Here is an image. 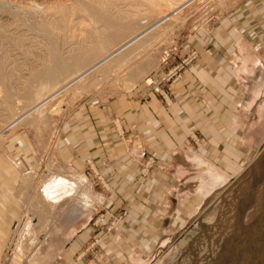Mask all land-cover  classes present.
I'll use <instances>...</instances> for the list:
<instances>
[{"label":"rangeland","instance_id":"1","mask_svg":"<svg viewBox=\"0 0 264 264\" xmlns=\"http://www.w3.org/2000/svg\"><path fill=\"white\" fill-rule=\"evenodd\" d=\"M40 1H34L32 5L30 0H0V24L4 21L3 25L8 29L16 27L18 35L0 40V67L3 66L0 74L3 73L4 76H0V101L5 103L4 95L10 96L8 101H11L8 105H12L11 109L14 110L13 115L11 113L10 117L5 116L1 110L4 104L0 102V114H2L0 115L2 121V124L0 121V264H64L67 253L84 239L81 234L88 229L91 232L92 230L99 232L101 228L110 231L114 223H121L127 216L126 210L120 205L111 210L112 205L103 203L102 197L108 190L104 181L106 171L93 168L87 163L85 167L79 169L72 162L58 159L57 154L64 155L65 149L76 147L79 143L75 138L77 136L73 134L78 135L82 128L78 117L86 113L85 111L89 112L85 107L86 104L94 108L96 103L111 102L121 94H135L144 98L146 93L151 92L150 86L146 84L149 83V79L159 81L173 66L192 53H196L198 57L199 54L212 51L213 44H207L205 41L215 34H231L233 31L231 14L237 10L236 3L239 0H180L186 2L185 6L180 7V12L172 19L163 22L160 28L157 27L152 30L153 32L147 33L140 40V47L126 58L127 62L121 68L106 73L107 77L94 73L90 74L91 76L87 75L81 82L60 90L43 107L15 125L11 124V116L24 114L36 102L42 100L46 93L49 94L63 87L68 77L76 74V70L72 69L71 73L69 71L63 73L64 75L55 73L51 82L43 83V85L47 84L46 87L44 85L45 88L43 85L42 88L39 87L41 85L39 82L32 83L30 89L34 93L37 92L38 95L35 94L37 99L34 97V102L26 104L23 96L26 94L25 90L28 88L26 82L30 76L38 68L40 69L42 63L53 61L54 52L66 59L69 54L72 55L74 48L84 46V38L86 39V35L93 28L91 19L81 13H68L64 25L55 20L58 13L53 3L61 2L69 6L73 0H44V3ZM161 6L159 11L154 9L153 13L147 9L140 12L144 8L139 11V14H143L138 18L141 21L147 20L140 30L149 28L160 22V19L161 21L167 19L176 12L166 9L162 4ZM32 8L34 11L30 10ZM225 17L230 18L227 20ZM48 22L55 26L51 27ZM252 27L256 28L257 35L264 32L262 21L259 23L253 21ZM192 47L194 49H189L182 58L178 59L182 49L186 51V48ZM215 49V52H220L229 50L230 47L217 44ZM51 50L54 52L50 54ZM261 77L260 74L259 79ZM259 88L254 89L263 95L264 89L260 91ZM160 99L165 103L169 100L164 101L161 97ZM263 102L264 97L255 104L252 113L248 115V120L257 117L256 108ZM1 117L7 120H2ZM242 119L247 120V117ZM112 127L116 136L122 139L125 132L117 123V119L112 122ZM254 135L257 134L253 133L251 139ZM256 142L260 143L259 140ZM121 143L126 150L129 149L126 139ZM263 145L264 141L253 150L259 151ZM262 153L252 161L251 156L242 166L237 165L236 170L228 177L229 179L227 178L229 181L220 182L219 186L225 185V189L222 187L220 192L212 197L213 199L210 198L202 205L197 214L181 230L155 237L149 243L152 250L149 253L146 251L142 253L146 257L150 256L149 260L153 259L150 264H255L260 257L261 264H264V154ZM136 160H138L136 179L144 180L154 169L155 154L141 151ZM238 161L242 163L244 156H239ZM245 165L247 166L243 169ZM82 198L90 209L88 220L84 224L77 222L69 238L51 239L49 235L51 227L66 208ZM35 216L40 220L37 226L32 225L35 223L33 221ZM190 233L193 235L187 240ZM99 237L101 236L85 238L73 254L70 252L73 255L71 260L75 262L80 259L83 254H87V249L89 255L91 252L94 253ZM165 241L167 244L162 247ZM249 242L255 243L256 252L248 250ZM218 243H221L220 246ZM73 261L69 264H74ZM121 263H124V259Z\"/></svg>","mask_w":264,"mask_h":264},{"label":"crops","instance_id":"2","mask_svg":"<svg viewBox=\"0 0 264 264\" xmlns=\"http://www.w3.org/2000/svg\"><path fill=\"white\" fill-rule=\"evenodd\" d=\"M236 4L231 34H215L206 40L213 44L212 51L199 54L180 78L163 85L169 97L166 103L151 91L144 98L121 94L94 108L86 104L89 112L84 108L86 113L78 117L82 128L78 135L73 134L79 143L57 157L79 169L86 163L104 169L108 190L103 203L112 205L111 210L120 205L127 216L110 231L88 229L81 234L84 239L70 252L85 238L97 235L101 237L96 251L89 255L87 249L75 262L69 252L64 264H150L153 259L142 254L152 250L149 243L163 233L181 230L224 187L220 182H228L236 166L246 163L253 149L263 143L262 132L249 138L251 130L243 127L242 118L248 120L264 97L260 95L247 107L253 88L264 89V32L257 35L256 28H251L253 21L264 23V0ZM217 44L230 49L215 52ZM189 49L194 48L182 49L178 59ZM242 61L256 62L243 66L249 74L241 68ZM114 119L124 129L122 139L113 130ZM125 139L128 150L121 143ZM141 151L155 154V166L146 179L137 180L136 158ZM239 156H244L242 163ZM204 176L216 181L209 196L198 192Z\"/></svg>","mask_w":264,"mask_h":264},{"label":"bare ground","instance_id":"3","mask_svg":"<svg viewBox=\"0 0 264 264\" xmlns=\"http://www.w3.org/2000/svg\"><path fill=\"white\" fill-rule=\"evenodd\" d=\"M37 0H30V4L33 5L32 2ZM40 1V0H38ZM29 2V1H28ZM40 2L44 3V0H41ZM35 3V2H34ZM66 3V2H65ZM39 4V3H38ZM161 4L166 8L170 10H176L173 15H171L167 19H163L160 22L155 23L149 28H144V30H140V28H143L142 25H145L147 22L146 21H141V19L138 18L139 11L140 12L144 11L147 9L148 11H153L154 9H159L160 7L162 8ZM186 5L185 1H180V0H73L69 6L65 5L61 2L53 3L54 9L57 11V19L56 21L60 22V24H65L66 19H68L67 14L70 12L75 13H81L87 15L93 24L92 30L86 35V39L84 38L85 45L84 46H79L76 49L72 51V55L69 54V57L62 58L56 54L54 51H50V54L54 52V61H50L49 63H42L40 66V69L36 72H34L30 78L28 79V82L26 87L27 90H25L26 94L23 96L24 98V103L30 104L33 101V98L35 97V94L31 89L30 85L32 83H37L39 82L40 86L42 88L43 83H47L48 81L51 82V80L55 77L54 74L58 72L59 73H68L70 70L75 69L76 74L70 75L67 79L68 81L65 83L64 86L61 87L58 90H55L51 93H46L45 97L40 100L39 102H36V104L24 112V114L20 116H11L12 122L11 124H18L22 120L26 119L27 116H31V114L43 107L56 93H58L60 90L69 87L70 85L74 83H79L81 82L87 75H90L92 73L97 74L98 76L100 75H105L106 73L110 72H115L117 69L121 68L124 64H126V58L138 47H140L141 44V39L150 31L153 32L155 28L159 27L163 22L168 21L173 18L174 15L180 12V7L183 5ZM49 5V4H48ZM184 5V6H185ZM188 5V4H187ZM16 6V5H15ZM30 6V5H29ZM52 6V5H51ZM145 6V7H144ZM32 7V6H31ZM141 7V8H140ZM34 8V7H33ZM30 9V10H33ZM51 8V7H50ZM37 9V8H35ZM42 9V8H41ZM34 11V10H33ZM159 11V10H158ZM169 11V10H168ZM152 12V13H153ZM165 12V11H164ZM163 12V13H164ZM11 13V12H9ZM55 13V14H57ZM170 13V12H169ZM71 14V13H70ZM143 14V13H142ZM141 14V15H142ZM147 14V13H146ZM150 14V13H149ZM51 15V14H50ZM49 16V15H48ZM59 16V17H58ZM165 16V15H164ZM167 16V14H166ZM165 16V17H166ZM22 17V16H21ZM52 17V16H51ZM140 17V16H139ZM146 17V16H145ZM18 18V17H17ZM16 19V18H15ZM51 19V18H50ZM71 19V18H70ZM146 19V18H145ZM144 19V20H145ZM1 20V19H0ZM23 20V19H22ZM53 20V21H55ZM143 20V19H142ZM11 21V20H10ZM38 21V20H37ZM52 24H54V22ZM4 22V21H3ZM0 24V40L2 39H10L11 37H14V35H17V29H8L5 25ZM26 22V21H24ZM45 22V21H44ZM79 22V21H78ZM29 23V22H28ZM38 23V22H37ZM50 24V22H48ZM57 23V22H55ZM68 23V22H67ZM82 23V22H81ZM19 24V23H18ZM39 24V23H38ZM45 24V23H44ZM47 25V27L49 26ZM50 24V25H52ZM59 24V25H60ZM58 25V23H57ZM62 25V27H63ZM9 26V25H7ZM55 26V25H54ZM53 25L51 27H54ZM79 26V25H78ZM92 26V25H91ZM95 26V27H94ZM148 26V25H146ZM162 26V25H161ZM42 27V26H41ZM89 28V26H88ZM160 28V27H159ZM40 29V28H39ZM49 29V28H48ZM53 29V28H50ZM59 29V28H58ZM67 29V28H66ZM47 30V29H46ZM90 30V29H89ZM157 30V29H156ZM167 30V29H166ZM44 31V30H43ZM50 31V30H49ZM57 31V30H56ZM72 31V30H71ZM54 32V31H53ZM58 32V31H57ZM26 33V32H25ZM56 33V32H55ZM52 34V33H51ZM65 34V33H64ZM18 36V35H17ZM37 36V35H36ZM20 38V37H19ZM26 38V37H25ZM35 38V37H34ZM27 39V38H26ZM39 40V39H38ZM23 41V40H22ZM140 41V42H139ZM19 42V41H18ZM17 42V43H18ZM83 42V41H82ZM122 42V43H120ZM47 44V43H46ZM54 45V44H53ZM7 46V45H6ZM25 46V45H24ZM77 46V45H76ZM5 47V46H4ZM14 47V46H13ZM58 47V46H57ZM48 48V47H47ZM50 48V47H49ZM69 48V47H68ZM57 49V48H56ZM21 50V49H20ZM46 50V49H45ZM49 51V50H47ZM137 51V50H136ZM24 52V51H23ZM38 52V51H37ZM12 53V52H11ZM46 53V52H45ZM61 53V52H60ZM70 53V52H69ZM62 54V53H61ZM66 55V54H65ZM68 55V54H67ZM26 56V55H25ZM53 56V55H52ZM50 56V57H52ZM43 60V59H42ZM7 62V61H6ZM41 62V61H40ZM53 62V63H52ZM264 63V60L261 61ZM52 66H51V64ZM253 65L256 64V62H249ZM248 63V64H249ZM1 64V61H0ZM50 64V65H49ZM245 61H242L241 68L243 69ZM5 65V64H4ZM10 65V64H9ZM32 65V64H31ZM35 66V65H34ZM3 67V66H1ZM0 67V70H1ZM9 67V66H8ZM35 68V67H34ZM255 68V67H254ZM8 69V68H7ZM10 69V68H9ZM4 70V69H3ZM33 70V69H32ZM244 73L249 74L247 70L243 69ZM254 70V69H253ZM107 71V72H106ZM2 72V71H1ZM74 72V73H75ZM17 73V72H15ZM71 73V71H70ZM136 73V72H135ZM3 74V73H2ZM0 74V76L2 75ZM113 74V73H112ZM56 75V74H55ZM60 75V74H59ZM64 75V74H63ZM102 75V76H103ZM3 76V75H2ZM91 76V75H90ZM107 77V75H105ZM110 76V75H109ZM4 77V76H3ZM95 77V76H94ZM93 77V78H94ZM99 78V77H98ZM3 79V78H2ZM86 80V79H85ZM119 80V79H117ZM128 80V79H127ZM90 81V80H89ZM97 81V80H95ZM94 81V82H95ZM92 82V84L94 83ZM104 82V81H103ZM124 82V81H123ZM2 83V82H1ZM49 83V82H48ZM3 84H5L3 82ZM45 85V84H44ZM43 85V87H44ZM89 85V84H88ZM6 86V85H5ZM47 84L45 85V87ZM7 87V86H6ZM44 87V88H45ZM71 87V86H70ZM83 87V86H82ZM40 88V90H41ZM43 88V89H44ZM96 88V87H95ZM258 88V87H257ZM42 89V90H43ZM47 89V88H46ZM52 89V88H51ZM254 89V88H253ZM35 90V89H33ZM39 90V91H40ZM255 91L250 95L249 98V103L247 107H251L253 103L256 102L257 98L259 97V91H256L257 89H254ZM261 91V90H260ZM5 93V92H4ZM10 93V92H9ZM15 93V92H14ZM6 94V93H5ZM38 95V94H36ZM42 95V94H41ZM20 96V94H19ZM5 103L1 100L0 102H3L0 105L2 114L10 115L14 110L11 109V106H9L8 101L11 97L8 95H4ZM13 98V97H12ZM37 99V96L35 97ZM35 99V100H36ZM13 100V99H12ZM23 100V99H22ZM30 102V103H29ZM7 103V104H6ZM258 103V102H257ZM19 104V103H18ZM23 104V103H22ZM29 108V107H28ZM21 109V108H20ZM1 113V112H0ZM252 113V112H251ZM0 114V115H2ZM34 114V113H33ZM256 114L257 117H254V120L251 118L250 120H243V127L246 130H251V133L248 135L249 138L251 139V136L254 134H259V132H262V135L260 136L262 140L264 139V124H262V121L264 120V102L259 104L256 108ZM3 115V116H4ZM250 115V114H249ZM34 116V115H32ZM43 116V115H42ZM10 117V116H9ZM6 118V117H5ZM2 119V117H1ZM4 119V117H3ZM2 119V120H3ZM5 120V119H4ZM7 120V119H6ZM5 120V121H6ZM255 120H258L255 122ZM1 121V120H0ZM2 124V121H1ZM6 125V124H5ZM26 125V124H25ZM12 126V125H10ZM263 127V128H262ZM248 140V144H250L252 141ZM2 140V139H1ZM264 151V145L261 147L259 152L256 150L252 151V160L255 159L256 156H258L259 153H262ZM250 159V158H249ZM248 165V164H247ZM243 167L246 168V166ZM242 169V170H243ZM241 170V171H242ZM61 180V179H60ZM59 180V182H60ZM200 187H198V192L202 195L209 196L212 192V185L216 182L212 177L210 176H204L201 179ZM57 184V183H56ZM225 186V185H224ZM226 187V186H225ZM224 187V189H225ZM56 188V187H55ZM217 188V187H216ZM220 188V187H218ZM51 189V188H50ZM53 189V188H52ZM54 190V189H53ZM220 192V191H219ZM218 192V193H219ZM224 192V191H223ZM50 193V192H49ZM52 193V192H51ZM50 193V194H51ZM218 196V195H217ZM214 197V196H213ZM213 199V198H212ZM213 201V200H212ZM210 203V202H209ZM208 203V204H209ZM211 205V204H210ZM208 205V206H210ZM206 206V205H205ZM90 207V206H89ZM209 208V207H208ZM90 215V209H88L87 204L85 203V200L78 199L76 200L71 206L66 208L64 210V213L62 216L57 220V222L51 227L50 230V238L51 239H56L59 238L61 240L65 238H69L71 234L73 233V229L76 228V223L80 222V224H84L89 218ZM39 218V217H38ZM36 216L33 221H35L33 226H37L38 222L40 221ZM262 220V219H261ZM264 221V219H263ZM260 221V222H263ZM260 224V223H259ZM4 228V227H3ZM22 230V229H21ZM43 230V229H42ZM41 230V231H42ZM6 231V230H5ZM260 231V230H259ZM256 232V231H255ZM262 232V231H261ZM195 233V232H194ZM22 234V233H21ZM258 234V233H257ZM193 234H189L187 240L190 239V237ZM255 235V234H254ZM249 241V240H248ZM21 242V241H20ZM256 242V241H255ZM219 244V243H218ZM221 244V243H220ZM219 244V246H220ZM243 244V243H242ZM255 244V243H254ZM254 244H250V242L247 244V248L249 251L254 250L256 252V247H254ZM242 246V245H241ZM203 250V249H202ZM202 252V251H201ZM229 255V254H228ZM233 255V254H232ZM243 256V255H242ZM261 257L256 260L255 264H261Z\"/></svg>","mask_w":264,"mask_h":264},{"label":"built area","instance_id":"4","mask_svg":"<svg viewBox=\"0 0 264 264\" xmlns=\"http://www.w3.org/2000/svg\"><path fill=\"white\" fill-rule=\"evenodd\" d=\"M197 57L196 53L190 54L187 58L179 61L175 66L172 67L171 70H169L166 75H164L159 81L157 80H148L149 83H146L147 86H150V89L153 93L158 94L164 101H167L169 99L166 91L163 88L164 84L169 83L175 78L181 77V71L183 68L189 64L191 61H193Z\"/></svg>","mask_w":264,"mask_h":264},{"label":"water","instance_id":"5","mask_svg":"<svg viewBox=\"0 0 264 264\" xmlns=\"http://www.w3.org/2000/svg\"><path fill=\"white\" fill-rule=\"evenodd\" d=\"M262 154H264V153H262ZM264 252V251H263Z\"/></svg>","mask_w":264,"mask_h":264}]
</instances>
